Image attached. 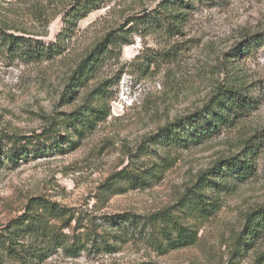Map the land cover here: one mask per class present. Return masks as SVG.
<instances>
[{"label": "rangeland", "instance_id": "obj_1", "mask_svg": "<svg viewBox=\"0 0 264 264\" xmlns=\"http://www.w3.org/2000/svg\"><path fill=\"white\" fill-rule=\"evenodd\" d=\"M79 1L0 0V29L20 38L0 43V264H262L264 228L242 248L246 217L264 208V42L235 56L264 32V0H192L180 35L107 49L162 0L71 17ZM52 44L63 53L40 50ZM233 86L257 104L208 130L207 108ZM234 157L247 179L226 172ZM123 170L149 185L114 181ZM125 216L137 220L117 225Z\"/></svg>", "mask_w": 264, "mask_h": 264}, {"label": "trees", "instance_id": "obj_2", "mask_svg": "<svg viewBox=\"0 0 264 264\" xmlns=\"http://www.w3.org/2000/svg\"><path fill=\"white\" fill-rule=\"evenodd\" d=\"M104 0H81L77 4V7L71 12V14L74 17V15H82L86 16V14L90 13L92 10L99 9L101 7V3ZM192 0H162L158 6L149 11L145 12L139 16L131 17L129 18L125 26L121 27V29L118 30V34L115 31H112L108 33L104 39L103 47L109 48L111 46H122V45H128L130 44L131 35L135 33H141V31H145V33H158V34H166L168 36L175 37L177 35H180L182 33V28L184 23L187 21V10H191L193 8L192 6ZM196 1V0H194ZM79 17V16H78ZM80 19L82 17H79ZM77 18V19H79ZM76 20L75 18H71V20ZM18 36L13 35H7L2 32L0 29V43H11L15 44L19 41ZM264 42V32L262 34L256 35L252 38H248L244 40L241 45L239 46L237 52H236V58H240L246 53H248L252 49H256L262 45ZM101 46V45H100ZM99 46V47H100ZM99 47H97L89 57H94L96 55L97 51L100 50ZM41 51L46 50L48 53H50L51 58L61 55L63 52V48L59 45L52 44L49 46H41ZM171 51L168 52L170 54ZM178 52L173 53L172 55L176 56ZM86 61L83 62V67L86 66ZM90 64V63H89ZM88 64V65H89ZM243 87H237L233 86V88H224L217 92L214 100L211 103V106L207 108V112L210 113V116L207 118L206 122V128L208 130H218L222 125L227 123V115H238L240 113H246L249 112L251 109L255 107L257 104L252 97H249L244 92ZM199 119L201 116H198ZM197 117V118H198ZM195 119L186 118L183 120L178 121V124H181L185 136H189L190 132L192 133V130L194 129L197 122L194 121ZM203 120H206V116L203 117ZM205 129V128H204ZM169 130H173L175 133V125L170 126L169 128H166L162 131V135L158 136V139L161 140L166 135V133ZM213 133V132H212ZM209 135V134H207ZM177 137L175 136L174 139ZM186 139V138H184ZM179 141L180 143H185V140ZM190 139H198V136H195V138L191 137ZM248 151L253 153L252 151L254 149V146L248 147ZM228 165V168L226 172H235L237 175H239V179H247L245 175H250V165L247 160L240 159V157H234L226 162ZM147 175V178H151L154 173L152 172H145ZM125 176L128 178V181L130 183L131 189H138L143 188L147 185H149V182L147 180H144V177H140L138 174H132L127 172L126 170H123L116 174L113 177V180L116 181L120 179V176ZM225 177V176H224ZM112 180V181H113ZM113 183V182H112ZM205 183V182H204ZM208 183V182H207ZM205 183L203 188H205L208 184ZM108 185L107 189L111 188L113 184L111 185L110 181L106 184ZM202 194L200 192H196L195 198L199 200L202 203ZM114 220V219H113ZM117 220V219H116ZM136 221V217H123L119 218V223L117 225L120 226V224L127 223L130 221ZM152 221L149 219V222ZM264 228V208L257 210L253 213H250L246 217V226H245V239L243 240V251H246L253 245V241L258 237V234L262 231ZM183 235H185L181 241L184 242L183 245L188 246L193 244L195 241V236L191 234L188 230H184ZM187 240V241H186ZM262 261V264H264V254L260 258Z\"/></svg>", "mask_w": 264, "mask_h": 264}]
</instances>
